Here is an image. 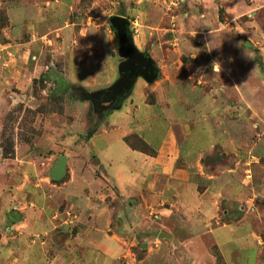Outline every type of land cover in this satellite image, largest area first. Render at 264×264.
<instances>
[{
    "label": "crops",
    "instance_id": "1",
    "mask_svg": "<svg viewBox=\"0 0 264 264\" xmlns=\"http://www.w3.org/2000/svg\"><path fill=\"white\" fill-rule=\"evenodd\" d=\"M238 1L225 0L224 7L238 8ZM1 4H4L9 26L1 32L4 40L0 41V92L15 87L21 97L38 72L37 65H27L28 54L35 52L33 59L43 54L42 43L52 44L48 36L54 33L70 36L72 29L61 24L66 22L64 19L71 7L68 0L7 1L0 2V7ZM18 7L28 11L21 17L14 10L12 19L10 10ZM238 10L234 15H238ZM59 12L65 18L54 27L53 20ZM233 20L234 17L228 19V23ZM130 36L133 46L145 54L142 45H137L136 38ZM63 47L64 44L60 45V49ZM122 61L121 58L120 63ZM168 80L156 82L155 104L145 103L144 97L142 103L160 106L166 111L171 108L172 94H178L180 99L188 97V101L184 103L183 117L169 113L172 123L159 142L155 144L151 136L147 137L143 127L134 132H115V140L107 142L103 150L87 152L96 158L98 167L103 166L100 156L107 161L113 175L106 172L104 176L94 175L95 163L81 159L78 162L81 173L65 184L66 191L56 193L57 200L54 193L43 188H29L11 197L18 202L21 200L20 208L12 209L20 220L6 228L10 237H0V264H145L146 259L136 261L132 248L142 235L152 234L154 230L158 238L164 234L163 239L171 241L172 246L185 249V264H264V151H260V147L264 148V139L259 138L264 135V111L260 102L251 106V113L242 111L231 118L225 105L221 104L223 110L219 102L208 100L209 105L204 108L198 101L201 95L193 96L194 88L185 89L181 85L180 89ZM116 81L89 96L108 89ZM87 87L92 90L93 84ZM1 96L0 93V100ZM127 96L118 98L116 103V100H101L95 106L98 111L100 107L106 111L102 112L104 117L97 121L96 129L88 130L85 139L77 135L74 142H80L81 150L92 143L97 134L117 131L118 118L113 117V112L122 110ZM104 103L114 105L107 110V106H100ZM128 106L132 107L129 111L137 108L131 102ZM186 115L206 122L204 131L208 143L205 147L188 141L190 137L195 138L197 124L184 121ZM103 120V124H107L101 131L98 126ZM91 130L94 133L89 136ZM131 134L143 140L154 154L132 149L125 142ZM255 136L259 138L257 141H254ZM112 145L120 153L114 163L105 153ZM82 154L85 153L82 151ZM2 160L8 159L1 156L0 162ZM2 199L5 198L0 193ZM12 210L8 212V220ZM60 210L63 211L60 213ZM56 214L64 224L67 223L64 214L74 217L71 227L75 232L64 242L66 250H58L60 244L55 240ZM150 235L144 237L143 243ZM40 236L46 238L41 240ZM177 258L174 253L163 264H178Z\"/></svg>",
    "mask_w": 264,
    "mask_h": 264
},
{
    "label": "rangeland",
    "instance_id": "2",
    "mask_svg": "<svg viewBox=\"0 0 264 264\" xmlns=\"http://www.w3.org/2000/svg\"><path fill=\"white\" fill-rule=\"evenodd\" d=\"M7 1L15 3L18 0H0L2 3ZM68 2L71 7L68 17L64 19L65 15L59 12L53 23L55 27L64 19L66 22L61 25L72 29L70 36H56L54 33L48 36L52 44L47 41L42 43L43 54L36 55L38 58L35 59L32 58L35 52L28 54L27 65H37L38 72L31 79L29 90L21 97L15 87L1 89L0 92V157L2 141L10 138L14 144V155L0 162V193L5 198L0 200L1 238L5 235L10 237L6 228H10L12 219L7 217L10 210L20 208L21 200L11 199L18 192L43 188L48 193H54L57 200L56 193L66 191L65 184L81 173L78 163L81 159L89 164L95 163L94 175L104 176L105 172L113 175L114 171L107 161L100 156L103 166L98 167L96 158L87 152L103 150L107 142L110 144L115 140V132H134L143 127L147 137L151 136L155 144L159 142L172 123L169 113L183 117L188 97L180 99L178 94L170 95L171 108L166 111L160 106H149L155 104L158 98L154 89L156 82L169 78L168 82H174L180 89L181 85L185 89L194 88L196 93L193 96L197 93L198 97L201 95L198 101L204 108L209 105L208 100L219 102L220 108L223 109L221 104L226 106L231 118L238 112L251 113V106L258 102L264 111V0H239L238 8L224 7L225 0ZM14 10L21 17L28 11L20 7L11 9L12 19ZM237 10L239 13L236 16L234 13ZM114 16L128 20L130 34L157 66L159 75L151 84L136 79L122 110L113 112V117L118 118L117 131H110L108 135L97 134L96 139L81 150L83 146L79 145L80 142H74L77 135L85 139L88 130L96 129L97 121L104 117L102 112L106 110L100 106H107L110 110L114 105L101 104L98 111L86 96L110 86L119 77V42L110 25V18ZM232 17L235 20L229 24L228 19ZM7 28L0 31L1 42L4 40L1 32ZM87 84H93V89ZM143 97L149 105L142 103ZM129 102L137 106L135 111H129L132 108L128 106ZM104 120L98 126L101 131L106 129ZM184 121H189L190 125L197 124L194 137L198 140L190 137L188 141H194L197 147H205L208 143L204 131L206 122L197 121L193 116ZM259 138L264 139V135ZM259 138L255 136L254 141ZM128 143L135 144L133 141ZM260 151L264 148L260 147ZM105 153L113 163L119 158L116 146H110ZM59 156L67 159L66 173L60 181L53 182L49 172ZM51 215H54L53 211ZM64 216L67 225L59 214L54 219L57 226L55 240L60 244L58 250H66L63 244L75 232L71 227L74 217ZM19 220L20 217L15 222ZM156 233L154 230L152 234L142 235L139 243L132 248L136 261L146 259L145 264H163L175 253L178 264H185V249L172 246L171 241L158 238ZM147 235H150L149 239L143 243ZM40 238L44 240L46 237ZM51 256L53 258L54 254Z\"/></svg>",
    "mask_w": 264,
    "mask_h": 264
},
{
    "label": "water",
    "instance_id": "3",
    "mask_svg": "<svg viewBox=\"0 0 264 264\" xmlns=\"http://www.w3.org/2000/svg\"><path fill=\"white\" fill-rule=\"evenodd\" d=\"M110 25L119 42L118 55L123 59L118 65L120 77L108 89L87 96V99L90 100L94 106L98 105L101 100L107 102L126 97L129 95L138 77H141L147 84L153 83L158 77V68L154 65L153 61L133 46L131 36L128 35V20L121 16H114L110 18ZM66 163L67 159L65 156H59L57 158L49 172V176L53 181L58 182L64 177L66 173ZM9 216L12 222L17 219L14 210L9 213ZM164 237V234L159 235V238Z\"/></svg>",
    "mask_w": 264,
    "mask_h": 264
},
{
    "label": "trees",
    "instance_id": "4",
    "mask_svg": "<svg viewBox=\"0 0 264 264\" xmlns=\"http://www.w3.org/2000/svg\"><path fill=\"white\" fill-rule=\"evenodd\" d=\"M9 26L8 16L6 13V10L4 8L0 7V31L4 28H7ZM113 30V29H112ZM114 31V30H113ZM148 56V55H147ZM149 57V56H148ZM94 133V130L89 131L88 135H92ZM133 141L135 144H129L128 142ZM125 142L135 150L142 151L144 153H148L153 155L154 151L138 136L135 134H131L125 138ZM1 149H2V157L4 159L11 158L14 155V144L10 138H7L6 140L2 141L1 143ZM144 149V150H143ZM56 182V181H53Z\"/></svg>",
    "mask_w": 264,
    "mask_h": 264
},
{
    "label": "flooded vegetation",
    "instance_id": "5",
    "mask_svg": "<svg viewBox=\"0 0 264 264\" xmlns=\"http://www.w3.org/2000/svg\"><path fill=\"white\" fill-rule=\"evenodd\" d=\"M128 35H130V31H128ZM140 78H141V77H138L137 80L140 79ZM141 79H142V78H141ZM118 101H119V99H117V100L115 101V103L118 102Z\"/></svg>",
    "mask_w": 264,
    "mask_h": 264
}]
</instances>
